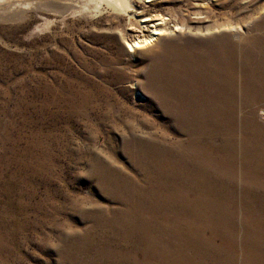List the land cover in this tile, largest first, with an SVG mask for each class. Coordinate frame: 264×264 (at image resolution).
<instances>
[{"label": "rangeland", "instance_id": "1", "mask_svg": "<svg viewBox=\"0 0 264 264\" xmlns=\"http://www.w3.org/2000/svg\"><path fill=\"white\" fill-rule=\"evenodd\" d=\"M188 1L134 0L130 15H86L69 0L0 6V264H264V192L254 210L242 193L247 181L264 187V176L250 174L264 165V115L255 118L261 130L231 120L240 141L222 180L179 164L180 153L191 160L179 145L186 136L150 95L152 60L200 46L176 37L171 22L154 30L150 17ZM262 17L252 25L264 39ZM191 18L195 32L211 22ZM149 36L151 49L131 57L134 39ZM180 168L195 173L180 178Z\"/></svg>", "mask_w": 264, "mask_h": 264}, {"label": "bare ground", "instance_id": "2", "mask_svg": "<svg viewBox=\"0 0 264 264\" xmlns=\"http://www.w3.org/2000/svg\"><path fill=\"white\" fill-rule=\"evenodd\" d=\"M40 1L0 0V6L10 5L7 8V11H10L12 4L28 8L37 5ZM69 1L76 3L77 6L73 5L77 8L75 12H83L86 15H96L104 10L117 15H130L129 10H134L135 3L134 0ZM244 1L246 0H189L186 6L180 5L177 8H167L164 15L162 13L150 17L151 22H159V26L154 25V30L162 33L166 30V25L171 22L173 27L178 30V32L172 31L176 37L187 38L184 39V42L190 43L192 47L200 45L193 52L192 48H189L188 52H179V50H184V47L176 48L174 46L166 54L164 52V54H159L149 64V72L153 71L150 77L154 78H152V81H148V84L150 85V95L152 100L156 101V105L166 106V112L171 119L173 130L180 128L179 131L186 136V140L183 143L180 142L179 145H187L191 153V160L188 161V157L180 153L177 158L179 164L184 166L194 165L193 168L200 165L205 166L206 176L209 174L212 178L216 176L222 180L226 178V175L229 176L233 172L229 168L234 166L231 164L232 161H228L231 148L234 147L231 142L237 139L236 135L231 132V120L235 117L241 118L240 124L242 127L247 125L249 129L261 130L255 118L260 114L264 115V39L262 34L258 36L256 26L252 25V22L260 16L263 17L259 24L264 23V0H249L243 5ZM250 6L254 11L247 20L235 19L241 10ZM215 9L226 10V12L222 11L221 13V16L224 17L221 21L213 22L211 20L210 15ZM175 14L178 17H175ZM193 15H204L205 20L203 22H208V20L211 22L206 25L205 29L197 28L195 32L192 21L196 22L198 20H193L191 18ZM132 16H136V14L133 13ZM165 16L168 19H165ZM197 36L199 37L197 38ZM201 42L205 43V45L203 43V47H201ZM151 43H153L151 36L141 40L134 39V43L130 45L131 57L134 56L138 46L147 47L142 50V52H146L151 49L149 47ZM138 82L137 79H134L130 83L136 88ZM138 87L133 93L138 92ZM245 128L243 131L249 135L244 137L245 142L242 143H248L251 137L249 129ZM237 140L240 141V139ZM190 142H194L196 147L190 148ZM149 143L153 144V142ZM216 143L221 147L220 151L224 157V160L219 164H217ZM161 158L162 156L154 157L152 161L157 163L158 159L161 160ZM242 161L244 165L248 166L247 169L254 168L251 166L248 154L242 158ZM161 169L166 171L168 168L162 165ZM190 170L192 171V169ZM214 171L217 172L214 173ZM194 173V170L190 172L188 168H180L177 174L180 178H183L187 175L193 176ZM196 173L199 174L197 171ZM250 174H257V177L264 176V165L259 166L256 171L253 169ZM256 185L257 192L253 189L250 181L245 182L242 189L244 197L251 195L253 210L258 205L255 197L256 193L264 192L263 186L258 183ZM193 204L196 206L201 204L197 193Z\"/></svg>", "mask_w": 264, "mask_h": 264}]
</instances>
